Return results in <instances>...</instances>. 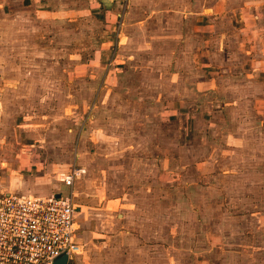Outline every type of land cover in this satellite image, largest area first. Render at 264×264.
<instances>
[{"label":"crops","instance_id":"1","mask_svg":"<svg viewBox=\"0 0 264 264\" xmlns=\"http://www.w3.org/2000/svg\"><path fill=\"white\" fill-rule=\"evenodd\" d=\"M3 1L10 9L7 50L13 54L8 52V66L0 65V161L14 174L0 187V195L44 197L72 190L79 208L78 241L85 253L71 264H213L208 256L215 250L225 258L232 253L234 257L240 251V243L231 240L228 232H234L235 209L221 199L212 200L209 207H217L219 219L205 222L201 211L189 209L190 198L202 203L203 194L188 188L182 193L188 198L182 195L178 200V231L163 241L159 239L158 213L143 211L138 203L151 202L156 189L168 187L174 171L171 164L160 170L157 156H153L158 147L145 143H156L158 133H180L173 128L179 117L182 133H193L192 116L202 122L208 116L196 107L239 106L233 98L209 101L199 94L226 88L227 83L222 81L232 80L234 72H239L238 67L227 63L234 57L250 58L253 65L249 76L254 80L244 82L250 86V137L254 139L250 147V173L261 179L264 187V81H257L252 75L264 76V0H82L86 15L99 8L104 16H121L123 23L117 37L102 35L98 47L87 51V57L83 55L80 64L73 66L59 60L62 48L59 50L56 45L49 51L45 47L48 29H55L56 43L75 42L79 38L76 32L64 35L61 1ZM79 2L71 0L72 8ZM66 15L72 17V13ZM239 26H250V39L247 33L244 37ZM20 27L22 35L14 32ZM86 35L93 41L94 36ZM19 41L23 57L29 61L25 66H11L20 58L15 49ZM36 43L42 47L37 48ZM36 57L42 63L31 64ZM12 73H22L27 79L7 83L3 76ZM52 73L60 74V79L31 84L32 74ZM235 83L229 82L228 86ZM47 90L53 92L47 94ZM51 106L52 110H46ZM213 116L215 121L226 119L217 109ZM45 133L62 136L63 145L45 141L39 145L38 154L29 151L34 145L25 142L31 143L36 140L35 135ZM134 133H140L138 144L123 147L122 141L133 139ZM231 134L229 144L239 146L237 136ZM75 136L81 137L78 146H64ZM184 147L183 152H191L196 146ZM167 150V155L175 153ZM208 150L201 148L202 153ZM72 152L76 153L73 159ZM131 152L134 155L129 165L123 164L122 159ZM109 155H118L119 161L112 165L107 160ZM59 159L85 167L87 175L75 179L73 187H67L60 179L68 176V167ZM197 165L194 168L200 171L199 175L205 174V168ZM236 170L237 175H228L231 181L224 185L231 186L227 191L231 195L235 192V180L241 178L240 169ZM116 176L126 182L139 177L146 198L139 199L125 188H111ZM256 182L253 180L250 185L254 187ZM185 184L191 185L192 179H186ZM246 200L250 202L253 197L235 201L231 198L230 202ZM236 230L245 234L239 228ZM195 232L197 243L189 238Z\"/></svg>","mask_w":264,"mask_h":264},{"label":"rangeland","instance_id":"2","mask_svg":"<svg viewBox=\"0 0 264 264\" xmlns=\"http://www.w3.org/2000/svg\"><path fill=\"white\" fill-rule=\"evenodd\" d=\"M59 1H61L62 6L64 7V35L66 33L76 32L79 38L75 42H70V40H63V42H61L63 44L59 43L60 41L56 43L53 40L55 29H48L47 31H49V37L47 38L45 47H47L49 51H53L56 45L58 46L59 50L62 48V58H59V60H61L64 65L73 66L76 62L79 63L81 61L83 55H86L87 57V51H92L93 48L98 47V45L100 44V42L98 41L103 39L102 35L108 36L106 35V33H109V36L114 38L117 37L120 33V27H122L123 23L121 16L116 17V14H107L104 16L100 14L99 8H94V10L92 11L90 10V13L86 15V11H82V0H78L80 2L77 4L75 9L72 8L73 6L71 4V0ZM19 2H21V0ZM122 11H124V9L120 10V12ZM261 11L264 12V10ZM76 12H78L79 14L75 15ZM68 13H72V17L67 16L66 14ZM82 13H84V16H82ZM8 14H10V9L7 6L6 1L0 0L1 66H8V54H13L12 50V52H9L7 50L9 34L7 27ZM72 20H74V22H72ZM71 25L73 26L71 27ZM239 28L242 29L244 37H246L245 35L247 33V37L248 39H250V26H239ZM14 32L16 34L22 35V27L17 28ZM86 34L94 36V38L91 39L93 41L88 40ZM15 45V49L19 52L18 54L20 58L17 59V63L15 62L11 66L27 65L29 59L23 57L24 51L22 48V42H16ZM236 46H232V48L235 49ZM36 47L40 48L42 47V45L36 43ZM51 61H55V58H51ZM71 61H73L72 64H70ZM261 61L264 62V60ZM39 63H42L39 58L36 57L35 60L32 58L31 64L38 65ZM227 64L238 67L236 71L239 72H234L235 78H233L232 80L227 79L222 81V83H227L224 85L227 86L226 88L207 90L205 93L199 94V97L209 101H214L215 99L225 100L233 98L239 102V106L230 107L223 104L224 106H219L217 108L214 106H212V108L206 107L207 105L196 107L198 110L208 114V116L207 120H204L203 122L197 120L195 116H192L191 130L193 133H182L184 131L182 130L183 122L179 117L178 120H180L178 122L174 120L173 128L175 127V130L179 131L180 133H158V138L155 141L156 143H145L146 145H148V147H151V145L153 147H158V150L155 149V152H153V156H157L156 159L158 160L160 170L162 168L165 169L167 165L171 164V171H174V176L170 180V184L168 185V187L156 189V191L151 194V202H139L138 207L143 211L158 213V236L159 239L163 241L168 235H170L171 237V233H173V231H178L175 227L176 221L181 218L178 211V200L182 197V193H184L185 191L187 192L186 188L191 189V191H195L196 193L202 192L204 199L203 202H198V199H196L197 201L192 200L193 198L191 197V200H189V202H191V204L189 205V209L192 210L193 208H196L195 211H201L202 219H204L205 222L208 223L219 219L217 207L215 209L210 208V202L212 200L214 201L216 199H221L223 204H227L229 206L231 204V207L235 209L234 217L232 220L234 232H228V235H232V237H230L231 240H237V243H240V251H237V253H235L234 257L237 258L236 261H234L233 253L231 256H227L225 258L222 255L223 253H220L216 250L211 251L210 255L208 256L209 259L213 262V264H264V187H262L261 179H255V176L250 173V147H252L254 139L250 137V86L247 87L244 84L246 79H249V81L254 80L249 76L250 68H252L253 64H250V58L236 60L235 57ZM248 71L249 73H247ZM252 75L254 76L255 80L264 81V76H260L259 74ZM4 77H7V83L16 82L21 78L27 79L22 73H12L11 76L4 74L3 78ZM45 79L47 81L50 80L54 82L56 79H60V74H32L31 84L37 85V83L46 82L44 81ZM229 82L236 83L233 85V87H230L228 86ZM50 92L53 91L47 90V94H49ZM70 92L71 91H69V93ZM184 95L188 97L185 92ZM193 97L198 96L191 95V98ZM45 108L46 110H52L53 107L51 106ZM196 108L194 107L193 109ZM216 109L221 111L222 115L226 116V119L224 118L222 120L215 121L213 113ZM210 110L212 114H209ZM186 115H188V113ZM245 118H248L249 120L245 121ZM216 125L218 127H216ZM231 133L237 136L239 146H232L229 144L230 138L232 136ZM142 134L144 135V133ZM134 135L135 137H133V139H126L122 141L123 147L130 144H138V141L140 140V133H134ZM35 136L36 140H32L31 143L30 141L25 142L28 145H34L29 150L34 154L39 153V145H43L45 141H48L49 144H55V142H57L58 145H63L62 136L58 137V135H47V133H45L44 135L39 134ZM80 140L81 137L75 136L64 146H67L68 144L72 147L78 146ZM255 140L257 139L255 138ZM185 144L196 147L192 149L191 152H183L186 150V148L184 147ZM204 147L209 149L208 152L202 153L201 148ZM169 148L175 153L172 155H167L166 153L170 152L169 150H167ZM71 155L72 159L76 157L75 152H72ZM132 155H134L132 152L128 153L122 159V163H127V165H129L130 157ZM49 158L50 156L47 157V159ZM108 159L112 162V165L119 161L118 155H109L107 160ZM73 162L74 161H69L68 159H66L65 161H63V159H59V163H61L63 166L68 167V175H70L73 171H79L76 180L80 179L82 176L84 177L85 175H87L88 170L85 167H81L80 165H77V163L75 164ZM1 163L3 162L0 161V187L5 186L7 184L6 180L14 174L8 167H6L4 163ZM197 164H200V167L205 168V174H201V176L199 175L200 171L198 173V170L194 168L198 167ZM236 169H240L239 175L241 176V178L235 180L237 184L232 186L235 192H233L234 194L231 195L227 192L231 189V186L225 187L224 185L226 183H230L231 181V178H229L228 175H237L238 171ZM105 173L107 174L108 171H105ZM184 175H186V179H192L191 185L185 184L186 179L183 180ZM202 176H204L205 178ZM118 177L119 176L115 177L116 182L111 183V188H114L117 191L123 190V188H125V191H130L132 195L139 199L146 198L143 192L144 189L139 184V177L127 180V182L123 179L120 180V178ZM62 179L60 180L62 181ZM253 180L258 181L260 184L256 182L257 184L253 187L252 185H250ZM191 191H189V193H191V195L194 194L193 196H195V193ZM68 192L69 189H67V191H64L63 194H69ZM250 196L253 197V200L250 202L247 200L239 203L235 202V204L233 202H230L231 198H233L235 201L237 199L243 200L246 198H250ZM183 197L185 199L188 198L186 195H183ZM137 201L138 200H136L135 202L136 204ZM74 202L75 204H77L76 200H74ZM224 208L226 209L227 206L225 205ZM248 215H250V220H248ZM238 228L239 231L245 232V234H238L240 233L236 230ZM195 234L189 237L193 243L199 242L198 236L197 234ZM175 235H177L175 238V241L177 242L179 233H176ZM83 253H85V251H83ZM164 253L166 252L164 251ZM229 257L231 259H228ZM78 258L82 257H77L74 260H77Z\"/></svg>","mask_w":264,"mask_h":264},{"label":"built area","instance_id":"3","mask_svg":"<svg viewBox=\"0 0 264 264\" xmlns=\"http://www.w3.org/2000/svg\"><path fill=\"white\" fill-rule=\"evenodd\" d=\"M79 171L62 182L73 187ZM75 194L50 196L0 195V264H67L83 254Z\"/></svg>","mask_w":264,"mask_h":264},{"label":"water","instance_id":"4","mask_svg":"<svg viewBox=\"0 0 264 264\" xmlns=\"http://www.w3.org/2000/svg\"><path fill=\"white\" fill-rule=\"evenodd\" d=\"M68 258L64 256L63 258L59 259L55 262V264H67Z\"/></svg>","mask_w":264,"mask_h":264}]
</instances>
